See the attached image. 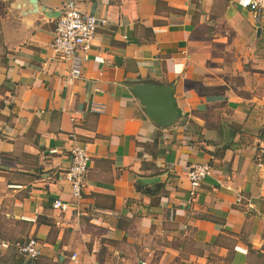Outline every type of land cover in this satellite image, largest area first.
I'll return each instance as SVG.
<instances>
[{
	"label": "crops",
	"instance_id": "obj_1",
	"mask_svg": "<svg viewBox=\"0 0 264 264\" xmlns=\"http://www.w3.org/2000/svg\"><path fill=\"white\" fill-rule=\"evenodd\" d=\"M65 1L0 0V240L40 245L0 264H264V0L255 21L238 0H77L105 23L70 81L50 46ZM136 83L170 87L172 118H149ZM73 143L79 210L53 211L74 201Z\"/></svg>",
	"mask_w": 264,
	"mask_h": 264
},
{
	"label": "built area",
	"instance_id": "obj_2",
	"mask_svg": "<svg viewBox=\"0 0 264 264\" xmlns=\"http://www.w3.org/2000/svg\"><path fill=\"white\" fill-rule=\"evenodd\" d=\"M77 0H66L63 2L60 13L57 15L53 25V35L51 37L50 46L53 51L62 59L69 60L68 79L69 81L77 77L80 72L77 64L80 60H86V52L90 47L95 28L104 25L103 17H97L93 14H87L80 11L76 6ZM240 7L250 12L251 18L255 21L262 17L261 0H238ZM81 53V55H77ZM172 70L176 71L175 64H172ZM256 165L264 167V132L257 141L256 148ZM69 164L64 173L67 181L69 195L73 198V202H65L55 198L50 203L53 211L64 212L73 209L78 213V200L80 189L85 181L87 156L85 148L81 144L73 143L68 148ZM211 173V167L208 163L191 164L185 173L187 179V195L193 196L197 186L204 181ZM10 243L0 240V249H5ZM16 254L35 258L39 255L40 245L32 237H27L22 241H14L10 245ZM138 264H146L144 262Z\"/></svg>",
	"mask_w": 264,
	"mask_h": 264
},
{
	"label": "water",
	"instance_id": "obj_3",
	"mask_svg": "<svg viewBox=\"0 0 264 264\" xmlns=\"http://www.w3.org/2000/svg\"><path fill=\"white\" fill-rule=\"evenodd\" d=\"M128 89L149 118L167 121L174 115L169 96L170 87L151 83H136L130 85Z\"/></svg>",
	"mask_w": 264,
	"mask_h": 264
}]
</instances>
